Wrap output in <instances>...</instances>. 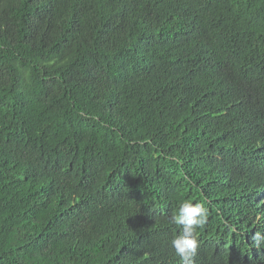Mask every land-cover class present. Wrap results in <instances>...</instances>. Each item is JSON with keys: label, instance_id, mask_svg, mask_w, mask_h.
<instances>
[{"label": "trees", "instance_id": "16d2710c", "mask_svg": "<svg viewBox=\"0 0 264 264\" xmlns=\"http://www.w3.org/2000/svg\"><path fill=\"white\" fill-rule=\"evenodd\" d=\"M264 264V0H0V264Z\"/></svg>", "mask_w": 264, "mask_h": 264}, {"label": "clouds", "instance_id": "9594fccd", "mask_svg": "<svg viewBox=\"0 0 264 264\" xmlns=\"http://www.w3.org/2000/svg\"><path fill=\"white\" fill-rule=\"evenodd\" d=\"M208 218V210L204 203L182 201L177 211L172 213L170 221L174 227L171 239V249L180 258L181 264H194L199 248L198 229L203 228ZM253 241L256 247L264 237L254 234Z\"/></svg>", "mask_w": 264, "mask_h": 264}]
</instances>
